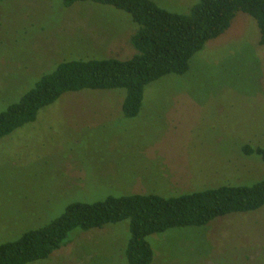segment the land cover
I'll return each instance as SVG.
<instances>
[{
	"label": "rangeland",
	"instance_id": "374dc122",
	"mask_svg": "<svg viewBox=\"0 0 264 264\" xmlns=\"http://www.w3.org/2000/svg\"><path fill=\"white\" fill-rule=\"evenodd\" d=\"M188 13L197 0H153ZM138 25L113 6L82 1L0 0V112L62 60L128 59ZM248 14L208 40L184 74L144 87L135 116L125 88L63 93L34 121L0 138V243L38 228L74 201L130 193L164 197L221 185H252L264 163V45ZM69 239V240H68ZM28 264H129L127 219L72 231ZM149 264H264V204L203 226L148 235Z\"/></svg>",
	"mask_w": 264,
	"mask_h": 264
},
{
	"label": "trees",
	"instance_id": "16d2710c",
	"mask_svg": "<svg viewBox=\"0 0 264 264\" xmlns=\"http://www.w3.org/2000/svg\"><path fill=\"white\" fill-rule=\"evenodd\" d=\"M90 1L130 14L138 25L130 43L136 52L128 59H70L59 61L20 98L0 112V138L35 120L43 106L63 93L82 89L125 88L121 105L135 116L144 87L166 75L184 74L191 57L205 43L222 34L237 11L251 16L264 45V0H197L188 13L172 12L153 0H62L64 6ZM264 163V147L244 145ZM264 204V178L252 185H221L164 197L155 193L109 195L94 202L74 201L50 222L18 239L0 243V264H28L47 258L73 231L100 228L127 219L129 239L124 257L129 264H149L153 257L148 235L171 228L203 226L215 217L245 212ZM68 239V240H67Z\"/></svg>",
	"mask_w": 264,
	"mask_h": 264
}]
</instances>
